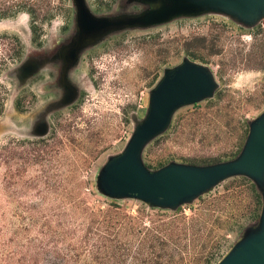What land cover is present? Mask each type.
<instances>
[{"label": "rangeland", "instance_id": "374dc122", "mask_svg": "<svg viewBox=\"0 0 264 264\" xmlns=\"http://www.w3.org/2000/svg\"><path fill=\"white\" fill-rule=\"evenodd\" d=\"M239 3L0 0L1 11L13 8L0 14V150L15 154L0 151L2 251L39 264H218L262 232L264 175H229L174 207L111 197L101 185L147 123L162 81L190 64L214 87L174 110L144 143L141 164L156 174L238 159L245 130L264 117V8ZM99 211L119 225L110 229ZM158 224L176 227L174 239L151 240ZM106 232L113 243L99 250Z\"/></svg>", "mask_w": 264, "mask_h": 264}, {"label": "water", "instance_id": "95a60500", "mask_svg": "<svg viewBox=\"0 0 264 264\" xmlns=\"http://www.w3.org/2000/svg\"><path fill=\"white\" fill-rule=\"evenodd\" d=\"M211 1L217 5L240 2L245 10L264 8V0ZM213 87L212 75L194 64L183 66L165 78L153 97L147 123L125 153L103 171L104 192L111 197H132L158 206L174 207L229 175L244 173L261 179L264 175V117L250 128L244 151L234 162L211 168L173 165L156 174H150L141 164L144 143L167 126L174 110L206 98ZM259 221L263 225L262 232L234 247L218 264H264V199Z\"/></svg>", "mask_w": 264, "mask_h": 264}, {"label": "trees", "instance_id": "16d2710c", "mask_svg": "<svg viewBox=\"0 0 264 264\" xmlns=\"http://www.w3.org/2000/svg\"><path fill=\"white\" fill-rule=\"evenodd\" d=\"M12 11H13V8L5 9V10H2V11L0 10V14L3 16L2 18H7L8 15H9V12H12ZM33 32H34V34H36V32H37V27L35 26V24H33ZM3 62H4V60H3ZM0 66H1V63H0ZM1 73H2V69L0 67V75H1ZM5 100L6 99L4 97L3 86L0 83V116L3 114V112L5 110ZM249 134H250V127L245 130V133L243 135V142H242L239 150L237 151V153L235 154L234 157L239 158L240 155L242 154V152L244 151V148L246 146ZM0 151L9 153V157H14V155H15L14 152H13L14 149H12L10 147L3 148ZM40 157H41V155H40ZM256 201H257L256 217H257V220L259 221L260 218H261L262 210H263V198H262V196L260 194H257ZM76 207H78V206H76ZM99 212H100L99 215H102L101 213H103V211H99ZM91 214L92 215H96V213H94L93 211L91 212ZM103 214H105V215L101 216L102 222L103 221L107 222V220L104 219V217L106 216L111 221V223H110V221H108V223L111 225L110 229H114L115 225H119V222H117L115 220V218L111 219V218L108 217V213H103ZM175 228H172V227H169V226H166V225H159V224L155 225L154 231H157V233L159 235H157V234H155L153 232H150L149 233V238L151 237L152 238L151 240L156 239L158 241L159 240L161 241V240L164 239L163 237L167 236L168 238H173L174 239V236H175V230L174 229ZM106 229L108 231H110L109 228L106 227ZM110 236H111L110 232H106L105 235H99L98 236L99 237V244L97 246L94 245V247H97V249H99V250L104 249L106 251H109L108 249L111 248L109 246V244L113 243V240H114V237H110ZM151 247H153V246H151ZM120 249H122V248H120ZM123 250H125V249H123ZM39 254L40 253L37 252V251H35V253H34V255H36V256H39ZM103 255L106 256L109 259L113 258L112 255H110V252H108L106 254H103ZM0 256H3L5 264H15V260H16L17 264H39V261H38L37 258H35L33 256H29L27 258V255H23V254L21 255V251L19 253L18 252L15 253L14 251H9L8 249H5L4 246H3V251H2V248H0ZM16 256H18V257L16 258ZM107 263H109L108 259H105V260L101 261V264H107ZM174 263H175V261L171 259V260H168L165 264H174ZM57 264H69V262L68 261H64V262H60V263H57ZM148 264H163V263L149 260ZM208 264H212V261H210Z\"/></svg>", "mask_w": 264, "mask_h": 264}]
</instances>
